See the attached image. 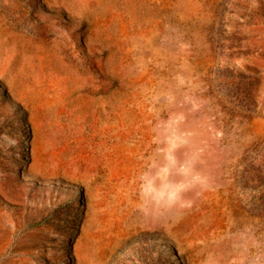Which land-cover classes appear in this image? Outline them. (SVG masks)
I'll list each match as a JSON object with an SVG mask.
<instances>
[{"label":"rangeland","instance_id":"rangeland-1","mask_svg":"<svg viewBox=\"0 0 264 264\" xmlns=\"http://www.w3.org/2000/svg\"><path fill=\"white\" fill-rule=\"evenodd\" d=\"M0 264H264V0H0Z\"/></svg>","mask_w":264,"mask_h":264}]
</instances>
